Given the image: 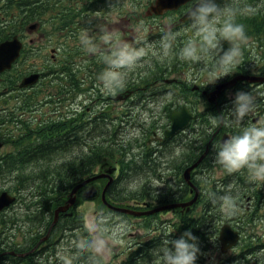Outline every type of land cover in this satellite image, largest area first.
Returning a JSON list of instances; mask_svg holds the SVG:
<instances>
[{
    "label": "trees",
    "instance_id": "1",
    "mask_svg": "<svg viewBox=\"0 0 264 264\" xmlns=\"http://www.w3.org/2000/svg\"><path fill=\"white\" fill-rule=\"evenodd\" d=\"M102 7L105 6H101L99 0H0V43L14 35H18L25 42L20 58L16 60L10 70L2 74L1 93L18 91L17 82L24 75L39 72L41 76L37 88L29 91L25 89L24 92L20 90L19 93L21 94L18 93L16 98H13L15 100L2 97L3 101L0 102V142L3 145L9 144L11 147L0 153V185L6 181L11 182L7 190L17 197L16 204L23 201V205L27 208V212L21 213L26 217L20 216L14 210L0 212V232L4 231V226L7 232H14L13 227L18 223L24 224L28 230L34 226L39 233H44L48 228L50 230L59 227L61 230V218L54 225H51L55 208L60 206L63 197L67 195L72 186L97 174L93 173L92 175L91 170L102 163L103 157L112 158L116 155L115 157L119 159L117 162L121 166L119 177L116 180L113 179L106 188L107 193H110L109 197L115 200L129 198L127 192L117 189V187L111 190L112 185L117 183L126 171L124 166L127 152L125 142L118 141L110 146L111 143L102 140L100 142H87L84 147L83 143L80 142L82 133L80 132L81 129L79 130L77 118L65 120L60 118L58 122L56 119H51L49 124H45L46 120H42V123H37L36 127H32L28 121L30 118L22 120L19 117L21 112L37 110L51 102L52 98L62 104L61 102L69 96H75L82 92L83 86L88 87L89 82L93 83L97 78L95 75L99 76V73L104 70V57H100L102 52L96 53L91 61L85 62V64L84 61L77 59V56L86 51V45L82 40L84 33L82 29L88 26L94 27L96 24L90 19L84 24L81 22L94 10L97 14L98 11L96 10L98 8L100 10ZM34 22L39 23L40 28L38 27V29L49 37V42L52 41L53 47L57 49L56 54L61 58L59 64L46 65L44 64L46 59L37 61L36 59L41 56L46 57L41 50L36 56H33L36 52L32 50L34 45L26 42V28ZM171 59L173 60L171 70H174L175 65L183 67L189 63V61L181 60L179 55L172 54ZM155 62L160 65L159 67H167L162 65V61L158 59ZM238 73H247V71L240 67ZM45 79L49 80L48 84L40 89L38 86ZM140 79L141 77H139ZM240 85L242 88L247 86L246 83ZM141 93L143 92L135 97H141ZM100 94L101 91L97 90L94 91L93 95L97 97ZM214 111L213 115H219L218 112L216 113V108ZM93 123L86 122L85 130H88L87 125L89 124H92L91 131L104 128V123L101 120L96 121L95 126ZM211 124L209 118H205L199 123V127L203 126L204 128V126ZM67 127L69 132L64 133L63 130ZM224 127L225 125L222 124V128ZM240 131V127L235 126L232 135L238 134ZM208 136L199 129L197 140L199 150L209 139ZM85 150V155L82 154L84 156L74 158L73 155L77 156ZM64 160H68V162H63ZM206 183L202 184V193L200 192L197 203H195L199 205L196 215L189 213L171 225L168 224V221L165 222L167 227L173 229L168 238L177 239L183 232L191 229L199 239L201 251H204L205 247L211 244L212 238L217 240V230L220 223L218 221L221 219L227 222L232 221V224L243 233L241 238L243 245L233 257L244 258L246 261L237 264H264V261L250 262L251 260L246 258L248 255L249 257H256L257 250L260 254L264 251V183L252 180L246 169L233 174L226 172V174ZM230 186V194L235 198L236 207L239 205L244 208L241 212L228 208L225 212L223 210L224 205L218 199L219 196L225 194ZM180 191V198H173L171 194L166 199L167 202L184 200V190L181 189ZM246 200H249L250 208L248 210L245 207L246 203L242 206V201L246 202ZM32 206H36L37 210L31 211L30 207ZM81 219L83 220L82 217ZM78 221L79 218L74 215L69 217L67 224L68 226L75 224L74 227H80L82 223L80 224ZM165 232L166 230L163 234ZM84 235L86 237V233ZM31 237L30 234L26 236V239L30 238L27 243L29 246H32V242L37 239H31ZM26 239L24 238V241ZM142 243L141 252L127 255L121 264H137V261L152 262L154 257L151 255V251L160 243L155 245ZM21 246L24 247V243ZM23 247L20 250H23ZM41 251L36 254V258H32V260L27 258L26 263L23 264H38L39 259H41ZM89 253L87 251L82 253L80 256L82 262L89 261V258L87 259ZM229 259L234 258L226 259L224 264Z\"/></svg>",
    "mask_w": 264,
    "mask_h": 264
},
{
    "label": "rangeland",
    "instance_id": "2",
    "mask_svg": "<svg viewBox=\"0 0 264 264\" xmlns=\"http://www.w3.org/2000/svg\"><path fill=\"white\" fill-rule=\"evenodd\" d=\"M155 0H99V4L102 7L100 10L97 9L96 12H92L89 16L85 18L84 21L81 23L84 24V22L94 21L96 24L94 27H86L82 29V32H84L86 29L88 30L89 36L93 38V44L95 45L94 50H89V47L86 46V51L77 56V59L85 62L91 61V58L95 56L96 53L100 54L102 52V55L100 57H105L107 55H110L113 47L116 43L120 41H126L131 44H137L141 38H144L148 40L149 42H158L161 40V38L165 35V33L168 30H171L175 33H178L177 39L173 44V48L171 51V54L164 59L159 58L158 56H149L145 58L141 64L132 69L128 72L126 77L125 86L122 89H118L115 94L109 93L104 87L100 80V76L102 72L105 71L107 68V64H104V70L99 73V76L95 75L97 77L94 82L90 83L88 87L83 86L82 92L77 93L75 96H69L66 98L62 104H60V101H54L53 98L51 102L48 104L43 105L42 107L38 108L37 110H34L32 112H24L25 117H19L22 120L29 119L28 121L32 127H36L37 123H42V120H46L45 124H49L51 121V116L54 113H57L59 117L56 119L57 122L67 118H77L79 121L81 120H88V115L83 114L84 110L90 109L91 111V117L94 115L99 114V109L104 108L105 105H113V112L110 115L107 116V121L103 122V126L106 130V134H103L99 137H97V141H106L108 143H111L110 146L114 145L118 141L125 142L126 143V155H125V162L124 166L125 168L128 167V153L131 152V155L138 153L140 150L138 145H144L146 143L147 138L152 136L153 131H158L157 136L162 137L161 131L164 128L168 127L169 122V114L171 111L175 109H179L181 106H189L192 107L193 112L195 111L198 113V128L202 129L203 126L199 127V123L202 122L205 118H209L208 114H214V108H216V113L225 114L227 111L225 110L226 106H231V99L234 96V93L238 90H244L240 84H237L232 89H227L224 91V89L221 91V93L216 97L214 102H208L206 95L208 92H211L213 87L216 85L217 82H221L226 78H231L235 73H238V69L241 67H244L246 69H250V67H253L258 64L257 62H252L253 55L246 54V46L248 45H256L257 51L261 52V67L264 68V43L259 46L257 42L251 41L255 38L253 36H248L249 40L245 46H243V60L241 64L232 70V75L228 77H224L219 79L216 83L212 84V81L208 78L207 73L204 71V64L206 63L211 67L212 65V59L207 58L205 62L203 63H187V66L180 67V65H175L174 70H171V64L173 63L172 54L175 56L179 55L180 49L184 46L185 42L190 38L193 37L192 31L188 28L187 21L183 24V21L179 19L180 14L178 13H170L166 15L161 16H148L151 12H149V7L151 4H153ZM238 7L244 8L245 6H251L255 9V11L248 15H243L238 18V22L244 21L245 27H250L251 24H255L256 26L261 27L259 30V35L263 33L264 29V1L259 0H242L240 4H238ZM256 8H261L262 10H256ZM258 11V12H257ZM149 12V13H148ZM260 17L261 21L258 19ZM263 19V20H262ZM145 28L147 31H145ZM93 30H95L93 32ZM102 30L107 31L109 33L115 34V39L110 43H105L100 39V36L103 34ZM28 36L26 41L29 40ZM35 36H31V38H34ZM261 37L258 41L260 44L261 39L264 37V35L257 36ZM96 38V40H95ZM36 41L39 43L41 47H43V50L46 53H49L50 49L53 48L52 41H48V38L46 36L39 37L36 36ZM225 48L228 47L227 44L224 45ZM44 54L49 57L48 54ZM89 52H92L91 56H89ZM254 50L251 52L253 53ZM162 61V65L167 67H159L155 61L156 60ZM139 77L141 79L139 80ZM134 78V79H133ZM173 81L167 83L166 80ZM88 80V79H87ZM49 80L45 79L42 84L38 87L40 89L47 86V82ZM2 84H0V102L3 101L2 97L13 99L16 98L19 91H9V92H2ZM37 86H34L31 89H35ZM85 89V90H84ZM126 89H133L135 91V96L137 94L141 93L142 99V105L137 107H131L129 108L128 105L131 102L130 97L126 100L118 98L119 94L124 95V92ZM30 88H27L26 91H29ZM101 91V94L97 97H95L94 91ZM145 90V91H143ZM161 92L159 93V91ZM224 91V92H223ZM244 91H251L256 96V101H258L261 98V102L264 99V83L260 85L253 86V88H245ZM24 92V91H21ZM159 93V94H158ZM21 94V93H19ZM144 94V95H142ZM88 97L87 99H85ZM90 97L93 98L92 101H90ZM114 98V99H112ZM118 98V100H117ZM135 98V97H134ZM15 100V99H13ZM205 105V106H204ZM144 107V108H143ZM142 108V109H141ZM218 109V110H217ZM94 114V115H93ZM139 115V116H138ZM90 116V115H89ZM201 116V118H200ZM254 117L253 114L250 115L247 119V126L250 124H258L263 123L261 121H258L256 123L252 122L251 118ZM48 118V119H46ZM131 119L130 124L128 125L129 119ZM77 120V121H78ZM212 125V124H211ZM205 127V126H204ZM235 127V126H234ZM233 126H229L231 128V131L229 132L232 135V130L234 128ZM215 128V126H214ZM161 130V131H160ZM226 130V129H225ZM146 133L145 136L139 137V139H136L134 136L135 133L138 132ZM20 135V132H19ZM190 140V139H187ZM186 140V141H187ZM205 143L200 147V150L198 151V154L202 152V149L204 148ZM10 145H4L2 149L0 150V153L7 151L10 149ZM218 150V146L213 147L212 150V156L216 157V151ZM180 157H181V163L176 164L174 162H170L171 167L175 168L171 173L172 175H175L176 173L180 172L185 166L184 161L188 160L190 156H192V153L188 149L187 151H179ZM113 155V154H112ZM114 155L112 158H102L101 165L102 167L111 166L118 164L116 161H118V157H115ZM107 163V164H106ZM158 166L161 164L160 156L158 154V157L156 158V163ZM157 165L154 166V169H157ZM139 168V167H136ZM152 170V173H156L155 170ZM158 170V169H157ZM213 173H199L195 175V179L197 180V184H204L206 182H210V180L217 178L218 176H222L226 174V171L216 162H213ZM111 175V174H109ZM249 175V173H248ZM115 176V174L113 175ZM122 178L118 180V186L117 189L123 190L127 193H129V187L131 186L130 181L127 178V175H121ZM119 177V176H118ZM117 177V178H118ZM109 177L107 179H99L97 182H95V186H99L101 188L104 187V185L108 182ZM206 181V182H205ZM147 180H143L141 185L138 188L132 189L130 191V194L132 195H138L143 194L145 195L147 192ZM264 183V182H263ZM11 182L6 181L3 182L2 185H0V192L7 191V188L10 186ZM207 184V183H206ZM97 186V187H98ZM264 188V186H263ZM70 189V188H69ZM68 189V190H69ZM72 189V187H71ZM70 189V190H71ZM69 192L65 197H63L62 203L59 205H64L67 201V197H69ZM178 190V191H177ZM175 192L177 194L175 195L173 188L163 189L159 194L160 196H152L153 192L152 189L150 190L151 194L150 197H155V199L159 200H166L167 195L168 198L170 195H173V198H180L181 191L177 188ZM184 190V189H183ZM82 191V190H81ZM81 191L77 193L76 199L73 202L77 217L81 219L78 223H82L83 225H86L87 233L90 235V239H106L107 238V228L114 224L118 223L120 220H126L128 224L131 226L130 231H128L127 235L123 238L124 243L119 245H112L111 243L108 244L105 252L103 255H96L92 252L89 253L87 259L89 258V261H85V264H105L110 263L115 264L119 263L121 261V257L113 260V253L115 250H118V248L122 251L125 248H128L131 243H134L136 240H138L140 237L135 238L136 232L145 233L147 231V228L150 227L149 220H145L142 224L137 223L134 219L120 216L118 214H115L114 212L111 213L107 211L106 207L101 203L103 201L102 197L100 196L99 199L92 201H85L83 202L81 197ZM11 193V192H9ZM185 193V191H184ZM146 196V195H145ZM101 199V201H100ZM104 202V201H103ZM241 203V202H240ZM243 204H245L244 201H242ZM239 204V203H238ZM73 205L70 207L72 208ZM199 207V205H196V209ZM69 208V209H70ZM195 208V207H194ZM244 209L243 207L237 205L235 210H240V212ZM72 210V209H71ZM225 212L227 211V208L224 206ZM194 210L192 209V212ZM197 211V210H196ZM63 213V211H62ZM172 217L171 221L178 222L180 221L181 214L177 212L170 213ZM111 215L112 219L109 220L107 223L102 222L104 216ZM81 216V217H80ZM168 216H164V220H167ZM54 218V217H53ZM100 218V219H99ZM178 219V220H175ZM219 226L227 222L224 219L219 220ZM76 223V222H75ZM230 223H232L230 221ZM81 224V227H83ZM71 226V228L65 233L64 240L62 241V244H59L57 251V254L59 255H65V258H71L72 264H77V257L82 256L81 251H79L75 245L77 243V237H79L83 231V229H78ZM219 229V228H218ZM259 230V229H257ZM218 232V230H217ZM215 233V232H213ZM18 238H15L13 234L3 233L0 232V248L3 244H6L8 241H14ZM30 238H27L24 241V245L29 242ZM211 244L207 245L205 247V250L202 251L205 255H202L198 258L197 264H223L224 261L228 258H234L229 259L226 261L225 264H237L239 262H245L246 260L244 258L240 257H233L235 256L239 248H241L243 245L242 243H237L236 246L232 248H227L225 252L221 251V244L218 240L211 239ZM210 242V241H209ZM240 246V247H239ZM64 248L65 250H62ZM41 259H39L38 264H47L53 260L50 253H45L44 251H41ZM261 253H264L262 251ZM55 255V253H54ZM124 257V255H123ZM122 257V258H123ZM215 258L214 261H212V258ZM56 258V257H55ZM247 260H251L250 262H253L257 260L256 262H263L264 261V255H261L260 252L257 250L256 257H246ZM258 264V263H257Z\"/></svg>",
    "mask_w": 264,
    "mask_h": 264
},
{
    "label": "clouds",
    "instance_id": "3",
    "mask_svg": "<svg viewBox=\"0 0 264 264\" xmlns=\"http://www.w3.org/2000/svg\"><path fill=\"white\" fill-rule=\"evenodd\" d=\"M192 6L188 11L187 25L192 31L190 37L180 49L179 58L191 63H203L212 59L209 67L204 64V71L212 84L219 79L232 75V70L243 60V46L249 40L245 25L238 18L255 11L251 6L240 8L237 0H190ZM145 31L147 29L145 28ZM100 39L110 43L115 39L114 33L102 30ZM178 33L168 30L158 42H149L141 38L137 44L120 41L115 44L110 55L104 57L107 68L102 72L100 80L103 87L112 94L125 86L129 71L138 67L145 58L158 56L167 58L172 51ZM82 40L89 50H94L93 38L86 29ZM228 47L225 48L224 45ZM205 106V105H204ZM256 109V96L251 91L238 90L231 99V106L225 108L228 117L223 114L209 115L214 126L240 127L244 118ZM180 149H177L179 153ZM215 162L228 174L247 170L251 179L264 182V123L250 124L242 127L238 134L231 135L218 145ZM152 186L157 190L165 187L160 180L153 179ZM231 186L218 199L229 210H235V198L230 194ZM158 195L157 191L155 193ZM111 215L104 216L102 222L107 223ZM131 226L126 220H120L107 228L106 239L78 238L75 247L81 252H92L103 255L108 244L124 243V237ZM171 232H165L158 247L151 251L154 257L152 264H197L200 256L205 255L200 248L199 239L192 230H186L177 239H169ZM264 255V253H261ZM214 257L212 261H214ZM64 264H72L71 258H65Z\"/></svg>",
    "mask_w": 264,
    "mask_h": 264
},
{
    "label": "flooded vegetation",
    "instance_id": "4",
    "mask_svg": "<svg viewBox=\"0 0 264 264\" xmlns=\"http://www.w3.org/2000/svg\"><path fill=\"white\" fill-rule=\"evenodd\" d=\"M242 0H237L238 4H240ZM264 1V0H259ZM191 2H186L185 4L181 5L179 8L177 9H172V10H167L165 11L162 15H166V14H170V13H178L180 14L179 19H181V17L183 16V14L190 8L191 6ZM256 10H262L261 8H256ZM258 12V11H257ZM148 16H152V17H156V15H148ZM161 16V15H159ZM260 21V17L258 18ZM263 20V19H262ZM182 21V20H181ZM187 21V20H186ZM186 21L183 22L186 23ZM239 23H242L245 25L244 21H241ZM261 29V27L256 26L255 24H251L250 27H245V31H246V35L247 36H253L255 39L251 40L254 42H257V44L259 46H261L264 43V37L261 39L260 44H259V40L261 37H257V36H261L264 35V31L261 35H259V30ZM264 30V29H263ZM254 50L253 53H251ZM246 54L248 55H253L252 58V62H257L258 64L250 67V69H246L244 67L243 68L245 71H247V73H252V74H264V68L261 67V52L257 51V46L256 45H248L246 46V50H245ZM236 74V73H235ZM229 78V77H228ZM257 84H248L247 89L248 88H253V86H256ZM236 85H234L233 87L229 88L232 89L234 88ZM127 90V89H126ZM130 90L129 92H131V94L127 97L131 99L130 104L128 105L129 108L133 107L134 105L139 106V100H142L144 97H135V90L133 89H128ZM145 91V90H143ZM129 94V93H128ZM135 97V98H134ZM86 99V98H85ZM114 99V98H112ZM93 98L90 97V101H92ZM135 101H137L136 103H134ZM107 106H111L110 105H105L104 107ZM188 109L194 114L196 113L195 111L193 112L192 107L188 106ZM178 110V109H175ZM174 111V110H173ZM113 112V107H109L108 111H104V109H99V114L94 115L93 117H91V111L90 109L84 110V115L87 114L88 115V120H81L78 121V125H79V130L82 133V137L80 139V142L83 143V146L85 147V145L87 144V142H96L97 141V137L106 134V130L105 129H95L94 131H91V126L92 124L87 125L88 126V130H85V125L86 122H94V126L96 125V121L101 120L102 122H106L107 116L110 115L111 118V113ZM172 112V111H171ZM170 112V113H171ZM254 117L251 118L252 122L256 123L258 121H263L264 120V104H262L260 101H256V109L255 111L252 113ZM251 114V115H252ZM20 117H23V112H21ZM90 115V116H89ZM220 115V113H219ZM224 116L228 117L229 119H231V117L228 116V113L226 112L225 114H223ZM170 116V114H169ZM59 117V115H57V113L52 114L51 119L55 120ZM249 116L244 118V123L243 125L240 126V129L242 127H246L247 126V122L246 119ZM66 119L67 116H66ZM170 119V118H169ZM197 120H198V115H197V119H195L194 121H190L189 124L177 131L176 133L170 135V136H165V131L167 129L170 128V120L168 122V127L164 128L161 133H162V137L157 136L158 131H153L152 132V136L147 138L146 143L142 146V145H138L137 148H139L142 151H139L136 154L131 155V152L128 153V167H127V178L130 181L131 186L129 187V193L128 196L129 198L126 200H115L111 197H109V194L107 193L108 191H106V197H107V201L111 204H113L114 206H125V207H129L132 210L135 211H147L150 210L154 207L169 203L165 200H157L155 199V193L157 191L158 195L160 196V192L163 191V189H168V188H173L175 195L177 194V192H175L177 190V188L184 189L185 193H184V200H178V201H186L188 200L191 196H192V192H191V185L185 181L183 179V171L185 170V168H187L189 165H191L192 163H194L199 156L205 151L206 146H208V152L207 154H205L203 156V158L200 160V162L197 164L196 168H193L190 171V177H189V182L191 184L197 185L200 187V189L202 188V184H197V180L195 179V175L197 174V172L199 171V173L201 172L203 173H210L212 172V165H213V156L211 154V151L213 150L212 147H216L218 146L219 143V139L222 133L227 132L230 136L231 133L229 132V130L231 131V128H226L228 126H225L224 128H222V124L219 126H213L212 125H208L202 129H200L201 131L204 132V134H206L209 139L207 140V142L205 143L204 148L202 149V152L198 154L199 151V147L197 144V140H198V132H199V128H198V124H197ZM264 123V122H263ZM226 129V130H225ZM64 133H68L69 132V128H64L63 130ZM146 133L143 132H138L135 133L134 136L136 137V139H139V137L145 136ZM190 139V140H187ZM187 140V141H186ZM177 149H180V151H184V150H190V152L192 153V156H190V158L188 160L184 161V165L185 166L180 172L176 173L175 175L169 174L171 173L175 168L171 167L170 162H174L176 164L181 163V157L180 154L177 153ZM212 149V150H211ZM87 150V149H86ZM85 151H82L81 153H79L77 156H75L74 158L80 157L82 154H84ZM65 154H68L67 152H65ZM158 154L160 156V160H161V164L160 166H158L156 163V158L158 157ZM85 155V154H84ZM82 155V156H84ZM73 159V158H72ZM69 160V159H68ZM68 160H64L63 162H68ZM157 165V169H154V166ZM139 167V168H136ZM155 170L156 173H152V170ZM119 171V167L116 166V170L113 172V175L118 173ZM92 175L93 173H103L104 169H102V165L98 164V167L93 170H91ZM200 173V174H201ZM115 177V176H114ZM107 179V177H101L100 179ZM116 178V177H115ZM153 179L155 180H160L165 184V187L163 188H159V189H155L152 186V181ZM96 179L94 181H91L89 183H86L85 185H83L82 187H80L78 189L79 193L81 190V197H82V193L84 191V189H86L87 187L92 186L93 184H95V182H97ZM143 180H147V184H145V186H147L148 190L152 189V196L155 197H150L151 192L148 191L147 194L143 195V194H138V195H132L130 194V191L132 189L138 188L141 183L143 182ZM98 186V185H97ZM96 186V187H97ZM118 186V183H114L111 187V190L116 188ZM98 190L100 189L101 192V187H97ZM179 190V191H180ZM178 191V190H177ZM173 194V193H172ZM77 195V194H76ZM99 197H97L96 199H99ZM168 198V195H167ZM166 198V199H167ZM82 201H92L94 202V200H87L84 199L82 197ZM101 201V199H100ZM178 201H173V202H178ZM102 204L103 201H101ZM105 205V204H104ZM10 208V207H9ZM72 209V210H71ZM192 209L194 210L192 212ZM16 211L20 214V216L22 217H26L23 216L21 213L22 212H27V208L23 205V201H20L19 204H17L16 207L11 208V210L9 211ZM31 211H35L37 210L36 206H32L30 207ZM196 206L194 208H190L188 211H186V209H181L180 207L178 208H174V209H170V210H165L163 212H159V213H152V214H147V215H140V216H136V215H131V214H118V215H122L131 219H134L135 221H137V223L142 224L145 220H149L150 222L153 223V225L151 226V228L145 233H140L136 232V236H134L135 238L140 237V239L136 240L134 243H131L129 245L128 248L125 249L124 252H122L119 248L118 250L114 251V255L113 260L120 258V254L124 253V257H126L127 255H131L134 253H139L141 252V245L143 244L142 242H146V245H148V243H151L152 245L155 244H159L161 243V240L163 239L161 231L165 228L164 226V216L166 215H170L168 216V224L171 225L172 221L170 220L172 217L170 213L172 212H177L179 214L184 215V214H191V215H196ZM113 213V211L111 212ZM115 214H117V212L114 211ZM77 216L74 205L72 208L67 209L65 212L59 214V218L62 219V225H61V230H59V227H57L56 229H47V231H45L44 233H39L36 228L33 226L31 227L30 230L27 229V227L24 226V224L22 223H18L17 225H15L13 227L14 232H7L5 229V226L3 228V233H8V234H13V236L15 238H18L17 240L14 241H8L6 244H3L1 246V252H0V264H23L24 262L26 263L27 258H30L32 260V258H36V254L39 251H44L45 253H50L51 257L53 258V260L47 264H64V257L65 255H59L57 254V251H59L58 246L59 244H62V241L64 240V236L65 233L71 228V226H68V220L69 217L71 216ZM100 219V218H99ZM80 220V219H79ZM178 220V219H175ZM158 222V223H156ZM85 227L86 225H83V227H75L78 229H83V233L77 237L81 238L84 237L85 233H86V237L90 235L87 233V231L85 232ZM53 228V227H52ZM32 235L31 239H35L37 238L35 241H33V245L29 246L27 244L23 246L22 243H24V238L26 239L27 235ZM41 236H40V235ZM46 234L47 237L45 240H42V237L45 236ZM39 235V236H38ZM142 243V244H141ZM21 247H23V250H20ZM62 250H65L64 248H62ZM55 253V255H54ZM56 257V258H55ZM124 257L120 258L121 261L124 260ZM77 264H85V261H81L80 256L77 257ZM121 261L119 263H115V264H121ZM112 263V262H111ZM109 263V264H111ZM137 264H152V262H146V261H137Z\"/></svg>",
    "mask_w": 264,
    "mask_h": 264
},
{
    "label": "water",
    "instance_id": "5",
    "mask_svg": "<svg viewBox=\"0 0 264 264\" xmlns=\"http://www.w3.org/2000/svg\"><path fill=\"white\" fill-rule=\"evenodd\" d=\"M187 1H189V0H155V2L153 4H151L150 9L155 14H161L164 10L177 8L179 5H181ZM188 11L184 15L183 20H185L187 18ZM34 28H35V24H30L28 26L29 31H32ZM21 47H22V43L16 35H14L11 39H7V40L0 43V73L2 71H4L5 69L10 68L11 64L19 56V52H20ZM38 78H39V74H37V73H33V74L28 75V76H25L22 79L19 86L20 87L30 86V85L34 84L38 80ZM239 80H245L247 82H264V76L249 75V74L237 75V76L233 77L232 79H230L226 82L219 83L215 86L214 90L207 93L208 102H214L216 97L221 93V91L223 89H225L227 87H231L232 85H234ZM195 118H196V116L191 115V113L185 107H182L178 111H173L170 115L171 126H170L169 130L165 131V136L168 137V136L176 133L181 128H184L185 126H187L188 123L190 122V120L195 119ZM228 137L229 136L227 134H223L221 137L220 143L223 140L227 139ZM1 145H2V143H0V147H1ZM207 151H208V148H206L205 152L199 157V159L195 163H193L191 166H189L188 168H186L184 170L183 178L188 183H190L189 182L190 171L194 167L197 166V164L200 162V160L203 158V156L207 153ZM106 171H107L106 174H99V175L93 176V177L88 178L87 180H84L81 183L75 185L71 189L66 203L64 205L58 206L54 210L55 216H54V219H53V222L51 225H53L56 222V219H57L59 212L65 211L69 206H71L73 204V202L76 199L75 194H76L78 188H80V186L84 185L85 183H87V182H89L95 178H99L101 176H108L109 177L108 182L106 183V185L104 186V188L101 192V197H102L103 201L106 203L105 190H106L107 186L112 181V178L109 174L112 173L113 169L110 168V169H107ZM193 188H194V196L189 201H186L183 203L171 204V205H164V206L156 207L152 210L145 211V212H138V211L135 212V211H131L130 209H127V208H119V207H114L108 203H106V204L111 209H114V210H117L120 212H124V213L134 214V215L149 214V213H153V212H157V211H161V210H165V209L177 207V206L189 207L190 205H192L197 200V197L199 194L198 188L195 187L194 185H193ZM98 195H99V190L95 186H90L87 189H85V191L83 192V197L86 199H94ZM14 200H15V196H12L7 191L1 192L0 193V211L2 209H4L5 207L9 206L11 203H13ZM238 237H239L238 232L233 230L229 224H227V223L223 224L219 230V241L221 244V251L225 252L227 248H230L233 245H235L237 240H238Z\"/></svg>",
    "mask_w": 264,
    "mask_h": 264
}]
</instances>
